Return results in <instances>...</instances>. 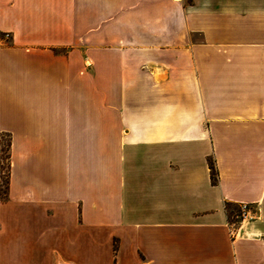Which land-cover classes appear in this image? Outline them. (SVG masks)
Masks as SVG:
<instances>
[{
  "label": "crops",
  "instance_id": "1",
  "mask_svg": "<svg viewBox=\"0 0 264 264\" xmlns=\"http://www.w3.org/2000/svg\"><path fill=\"white\" fill-rule=\"evenodd\" d=\"M3 136L0 264H264V0H0Z\"/></svg>",
  "mask_w": 264,
  "mask_h": 264
},
{
  "label": "rangeland",
  "instance_id": "2",
  "mask_svg": "<svg viewBox=\"0 0 264 264\" xmlns=\"http://www.w3.org/2000/svg\"><path fill=\"white\" fill-rule=\"evenodd\" d=\"M9 145H10V139L8 136H3L0 146V192L2 191L5 193L8 187V177H9V171H10V153H9ZM1 198V196H0ZM235 209L236 217L232 221L237 224L239 222V218H241L242 213V207L240 206H231V209ZM240 216V217H238ZM117 253V244L116 240H114V254L116 256ZM116 258V257H115ZM117 263V259L114 261V264Z\"/></svg>",
  "mask_w": 264,
  "mask_h": 264
},
{
  "label": "trees",
  "instance_id": "3",
  "mask_svg": "<svg viewBox=\"0 0 264 264\" xmlns=\"http://www.w3.org/2000/svg\"><path fill=\"white\" fill-rule=\"evenodd\" d=\"M9 148H10V145H9ZM210 168H211V171H212V181L214 183H217L218 182V171L216 170L215 164L212 161H210ZM8 181H9V177H8ZM0 196H1V198L3 200L7 199V197H8V187H7V190L5 191V193H3L2 191L0 192Z\"/></svg>",
  "mask_w": 264,
  "mask_h": 264
},
{
  "label": "built area",
  "instance_id": "4",
  "mask_svg": "<svg viewBox=\"0 0 264 264\" xmlns=\"http://www.w3.org/2000/svg\"><path fill=\"white\" fill-rule=\"evenodd\" d=\"M247 206L246 205H243L242 206V210H243V212H245L246 210H247ZM242 213V212H241ZM244 215V213H242V216ZM241 216V217H242ZM238 217H240V216H238ZM240 219V218H239ZM230 225H231V232L233 233V231H234V226H235V223L230 219Z\"/></svg>",
  "mask_w": 264,
  "mask_h": 264
}]
</instances>
